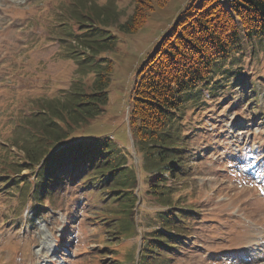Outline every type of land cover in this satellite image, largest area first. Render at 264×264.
Instances as JSON below:
<instances>
[{
    "label": "rangeland",
    "instance_id": "obj_1",
    "mask_svg": "<svg viewBox=\"0 0 264 264\" xmlns=\"http://www.w3.org/2000/svg\"><path fill=\"white\" fill-rule=\"evenodd\" d=\"M189 1L155 2L141 28L128 31L121 24L136 0H0V264H116L114 247L94 233L105 202L84 188L86 172L33 196L37 168L22 147L46 142L41 120L49 101L77 79L89 82L79 59L95 37L104 43L97 58L113 62L109 101L87 131L72 124L67 139L107 141L123 162L142 164L128 127L131 90ZM244 37L243 28L231 57L186 95L180 127L189 164L184 180L169 183L187 186L182 200L197 211L187 224L177 220L184 233L173 235L176 247L149 264H264V36ZM164 209L143 201L137 233L117 246L118 264H137L143 236L161 226L156 213ZM129 252L136 261L126 259Z\"/></svg>",
    "mask_w": 264,
    "mask_h": 264
},
{
    "label": "trees",
    "instance_id": "obj_2",
    "mask_svg": "<svg viewBox=\"0 0 264 264\" xmlns=\"http://www.w3.org/2000/svg\"><path fill=\"white\" fill-rule=\"evenodd\" d=\"M166 1L136 0L134 12L121 26L128 31L138 30L154 3ZM243 28L248 40L264 36V0H190L171 30L160 37L139 67L131 90L128 127L141 154L140 165L123 162L115 144L107 141L67 139L73 125H85L87 131L85 127L102 114L109 101L113 62L98 59L104 43L88 37L79 63L83 75L91 73L89 82L77 79L68 93L42 108L41 128L47 143L22 147L26 148L30 164L37 168L32 195L51 194L54 187L65 182L66 174L74 182L76 172L85 171L81 180L84 188L105 202V207L98 209L103 214L96 221L94 233L105 236V247H114L111 258L117 260L116 264L124 262L119 259L117 246L137 233L138 209L145 200L166 209L156 213L161 226L143 236L137 264H149L155 254L160 258L169 254L178 242L173 235L184 233L177 220L187 224L192 214L189 212L197 211L196 206H186L182 200L188 187L169 183L184 180V169L189 164L182 151V107L188 92L212 79L216 62L235 52L243 39ZM51 142L57 144L46 154ZM143 193L145 196H141ZM96 254L105 258L109 253ZM126 255L127 260L136 261L135 253Z\"/></svg>",
    "mask_w": 264,
    "mask_h": 264
}]
</instances>
